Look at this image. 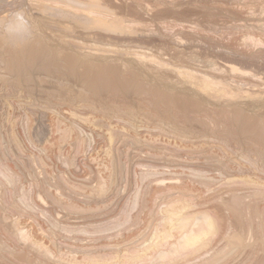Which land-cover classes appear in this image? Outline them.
I'll list each match as a JSON object with an SVG mask.
<instances>
[{
  "label": "rangeland",
  "instance_id": "rangeland-1",
  "mask_svg": "<svg viewBox=\"0 0 264 264\" xmlns=\"http://www.w3.org/2000/svg\"><path fill=\"white\" fill-rule=\"evenodd\" d=\"M66 1L0 0V264H264V0Z\"/></svg>",
  "mask_w": 264,
  "mask_h": 264
},
{
  "label": "clouds",
  "instance_id": "clouds-1",
  "mask_svg": "<svg viewBox=\"0 0 264 264\" xmlns=\"http://www.w3.org/2000/svg\"><path fill=\"white\" fill-rule=\"evenodd\" d=\"M7 35L13 46H19L27 43L32 38V26L21 13L14 14L6 25L0 28Z\"/></svg>",
  "mask_w": 264,
  "mask_h": 264
},
{
  "label": "bare ground",
  "instance_id": "bare-ground-1",
  "mask_svg": "<svg viewBox=\"0 0 264 264\" xmlns=\"http://www.w3.org/2000/svg\"><path fill=\"white\" fill-rule=\"evenodd\" d=\"M53 1H54V3H55V0H53ZM58 1H61V0H58ZM65 1H66V0H65ZM67 1H68V0H67ZM67 1H66V2H67ZM85 1L87 2L88 0H85ZM92 1H93V0H92ZM96 1H98V0H96ZM96 1L94 0V3H95ZM63 2H64V1H62V4H63ZM70 2H71V1H70ZM70 2H68V3H70ZM73 2H75V4H73L72 2L70 3V4H73L72 6H74V5L76 6V5L79 3V2L76 3L77 1H73ZM96 3H99V2H96ZM59 4H60V3H59ZM70 4H69V7H70ZM79 4H80V3H79ZM79 4L77 5L78 7H80V5H81V4H80V5H79ZM83 4H84V3H83ZM87 4H89V2H88ZM87 4H86V5H87ZM92 4H93V3H90V5H92ZM54 5H55V7H56L57 9H59V8H58L59 6H57L56 4H54ZM66 5H67V4H66ZM97 5H98V4H97ZM97 5H96V7H98ZM64 6H65V5H64ZM77 6H76V7H77ZM87 6H88V5H87ZM92 6H93V5H92ZM55 7H53V9H51V8H50V9L53 10L54 12H56L57 10H56V11L54 10ZM61 7H63V6H61ZM67 7H68V6H67ZM67 7H65V8H67ZM69 7H68V8H69ZM93 7H94V6H93ZM96 7H94V8L96 9ZM48 8H49V7H48ZM70 8H71V7H70ZM98 8H99V7H98ZM60 9L62 10L63 8H60ZM89 9H90V7H89ZM53 11H52L51 14H53ZM63 11H66V10H62V11H60L61 15H59V17H60V16L62 17V14H64ZM58 12H59V11H58ZM58 12H56V13H58ZM62 12H63V13H62ZM77 12H78V11H77ZM17 13H19V12H17ZM60 13H59V14H60ZM54 15H55V14H54ZM54 15H53V16H54ZM12 16H13V15H12ZM101 24H102V23H101ZM104 24H107V23H104ZM107 25H109V23H108ZM107 25H106V28H108ZM98 27H99V26H98ZM100 27H101V26H100ZM103 27H105V26H103ZM111 27H113V26H112V25L109 26V29H111ZM112 29H113V28H112ZM112 29H111V31L114 32L115 30H112ZM102 30H104V29H102ZM111 31H110V32H111ZM107 32H108V31H107ZM113 34H114V33H113ZM258 132H259V130H258ZM258 136H259V135H258ZM261 136H262V135H261ZM263 138H264V137H263ZM263 138H259V137H258V140H257V141H258V144H261V143L264 144V139H263ZM262 146H263V145H262Z\"/></svg>",
  "mask_w": 264,
  "mask_h": 264
}]
</instances>
